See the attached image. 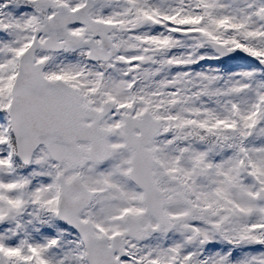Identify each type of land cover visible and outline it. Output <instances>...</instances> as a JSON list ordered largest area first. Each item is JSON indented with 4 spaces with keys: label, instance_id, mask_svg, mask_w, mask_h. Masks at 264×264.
Here are the masks:
<instances>
[{
    "label": "snow or ice",
    "instance_id": "snow-or-ice-1",
    "mask_svg": "<svg viewBox=\"0 0 264 264\" xmlns=\"http://www.w3.org/2000/svg\"><path fill=\"white\" fill-rule=\"evenodd\" d=\"M0 264H264V0H0Z\"/></svg>",
    "mask_w": 264,
    "mask_h": 264
}]
</instances>
